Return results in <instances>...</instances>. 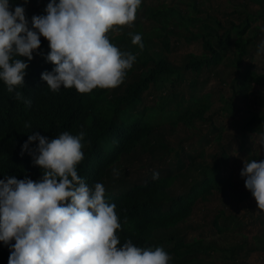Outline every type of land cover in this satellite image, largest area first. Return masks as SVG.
Instances as JSON below:
<instances>
[{
  "label": "trees",
  "instance_id": "1",
  "mask_svg": "<svg viewBox=\"0 0 264 264\" xmlns=\"http://www.w3.org/2000/svg\"><path fill=\"white\" fill-rule=\"evenodd\" d=\"M247 1L260 10L255 13H246L245 10L237 12L240 17L245 15L240 25L230 21L223 26L211 16L199 19L185 15L183 10L173 5L159 2L155 7H150L143 0L132 29L110 38L121 51L137 56L133 68L119 87L96 89L89 94H80L74 88H62L54 93L47 88L41 74L51 72L54 65L44 58L50 48L48 41L41 37L40 54L33 53L30 62L26 57H21L29 67L26 69L24 88L20 90L26 98L31 99V107L17 101L14 94H9L0 82V179L6 175L17 179L27 177L33 181L42 177L41 169L34 165L33 156L27 152L21 155L22 145L29 135L38 132L51 139L65 131L76 135L83 130L85 158L78 166V174L89 186L97 182L104 184L106 199L116 205L120 218L121 230L118 234L121 243L131 240L140 247H163L171 257L170 264H206L199 257L208 255L210 250L222 252L225 260L232 258L233 249L244 250L248 244L246 241L223 248L214 243L204 245L202 239L195 236L188 241L190 232L198 228L189 223L195 208L200 204H211L216 195L230 201L233 211L228 213L222 205L213 207L210 210L214 214L212 227L222 233L228 230V224H233L235 228L239 225L236 209L243 200V194L229 179H225L226 184L212 179L216 172L221 174V168H226L234 142L228 141V145L224 144L214 153L210 167L203 162L194 163L191 169L189 167L201 174V180L194 181L189 174H185L187 169L179 161L168 173L159 175V179L146 177L143 180L138 173L143 166L141 158L149 157H146L144 165L146 161L152 163L157 158L163 161L171 149L164 143L163 136L159 135L157 124L160 119L155 118L156 111H160L158 115H163L165 102L143 106L142 109L137 106L146 93L154 98L158 97V93L162 98L163 93L168 94L170 99L167 103L174 106L166 117L171 125L181 123L187 129H196L197 122L209 123L211 130L217 133L214 140L219 142L222 132L211 122L212 116L207 115L213 105L210 94L205 97L192 94L187 101L182 95L178 96L174 89L183 82L187 72L193 77L188 88H194L199 83L197 76L201 71L219 66L224 59L223 53L231 45L234 47L233 67L236 71L228 84L232 95L226 99L223 96L220 98L224 102L221 110L234 114L233 98L237 93L245 90L246 94L251 88V81L260 85L264 75H255L250 67L244 68L245 74L241 71L248 47L255 46L261 33L264 35L257 27L254 35L244 38L250 29V22L263 19L264 23V0ZM32 2L30 14L26 16L29 27L33 16L46 14L50 0ZM12 6H21L20 0H13ZM197 6L198 3L194 5L196 13L200 11ZM218 30H223V34L219 35ZM129 33L142 34L143 49L132 44ZM181 42H198L202 53L198 56L188 54L179 66L168 56L178 49ZM210 75L217 74L210 71ZM27 122H31L30 128L24 127ZM241 129L243 142H240V150L249 134L264 132V113H252ZM37 145L38 142H34L29 147L34 150ZM176 183L181 184L185 191L173 195L171 188ZM259 240L262 247L249 246V252L264 250V238ZM9 255L10 248L0 242V264H8Z\"/></svg>",
  "mask_w": 264,
  "mask_h": 264
},
{
  "label": "clouds",
  "instance_id": "2",
  "mask_svg": "<svg viewBox=\"0 0 264 264\" xmlns=\"http://www.w3.org/2000/svg\"><path fill=\"white\" fill-rule=\"evenodd\" d=\"M143 0H50L45 15L33 16L31 27L22 6L0 0V82L9 94L31 107L24 88L26 69L40 54L41 37L49 44L44 57L54 65L41 74L52 92L75 89L89 94L122 85L137 56L121 51L109 33L131 26ZM143 49L142 34L129 33ZM264 58V41L257 46ZM31 127V122L24 124ZM85 132L65 131L51 139L28 136L27 152L42 177L0 179V242L10 248L8 264H170L163 247L121 243L116 205L106 199L103 183L89 186L78 174L85 158ZM38 142L32 150L30 145ZM241 177L258 208L264 210V160L244 161ZM153 180L159 173L153 172ZM14 241V243H12Z\"/></svg>",
  "mask_w": 264,
  "mask_h": 264
},
{
  "label": "rangeland",
  "instance_id": "3",
  "mask_svg": "<svg viewBox=\"0 0 264 264\" xmlns=\"http://www.w3.org/2000/svg\"><path fill=\"white\" fill-rule=\"evenodd\" d=\"M33 0H20L21 6L25 9V16L30 14L29 7H31ZM159 2H164L168 6L173 5L175 8L184 11L185 15L195 16L197 18L205 19L207 16L217 19L223 26H227V22H233L235 25H240L241 19H245V15L241 17L237 12H252L260 10L254 4H251L247 0H145V4L150 7H155ZM198 3V13L194 9V5ZM141 16V13H138ZM252 16V15H250ZM252 19L254 17H251ZM263 20V19H262ZM262 20H256L250 22V29L247 30L244 38L247 39L254 35V30L260 27V31L264 33V23ZM31 27V25H30ZM133 25L125 26L118 30L110 32V38L118 35H122L124 32L131 30ZM228 28V27H226ZM219 35L223 34V30H218ZM232 41L235 42V32L232 33ZM260 39L256 41L255 46L248 47V54L242 62V73L245 74L247 67L255 75H264V58L257 56V46L261 41H264V35H259ZM202 53V48L198 42H192L190 44L181 42L177 50H174L169 54L168 59L173 61L176 65L181 66L185 57L188 54L198 56ZM222 63L214 68L203 69L197 80L198 84L195 87H189L188 84L192 81L193 77L188 75V72L183 77V82L175 87L174 91L178 96L182 95L185 100L188 101L190 95L194 94L197 97H205L210 94L211 101L213 102L212 109L207 113L208 116H212L211 122L214 126L222 132V136L219 142H216L214 138L217 133L211 130L209 123L197 122L196 129H187L181 123L177 125H171V121L168 120L167 114L174 106L167 103L168 94L163 93V98L158 93V97L149 95L148 93L143 95L141 103L137 106L138 109H142L143 106H153L157 103L165 102L163 115H158L160 111H156L155 118L160 119L157 124L159 135L163 136L164 143L171 149L170 153L165 159L149 163L145 160L147 155L141 158L142 166L138 169V173L141 179L146 177H153V172L156 171L160 176L168 173L169 169H173L175 162L179 161L180 164L187 169L185 174H189L190 177L196 181L201 180L202 176L197 170H190L194 163H201L211 166L213 163V155L224 144L228 145L229 142H234V147L229 152V160L226 164V168H221V174L216 172L212 176L213 180H221L222 184L227 183L229 179L239 191L243 194V200L239 207L236 209L239 214V225L237 228L233 224H228V230L222 233L218 232L212 227V220L214 214L210 212L213 207L220 205L224 206L225 210L229 213L232 210V203L225 199L219 198L216 195L215 200L210 203L200 204L195 208L193 217L189 220V223L194 225L196 230L190 232L188 241L192 237L202 239L204 245L214 243L219 247L235 246L236 244H242L246 241L244 250L233 249L232 258H223V253L218 250H210L208 255H200L202 263L206 264H264V250L249 252V246L262 247V242L259 239L264 238V210L258 208L257 202L253 198L252 194L245 187V180L241 177V171L244 167V161L253 159L264 160V132L261 134H249L244 139L243 149H239L242 134V125L248 120L252 113H264V80L260 85L254 81L249 82L251 88L245 94V90H241L237 93L234 100V114L230 115L224 112L222 107L224 102L220 100L221 96L225 99L232 95V89L228 86L233 73L236 68L233 67L234 59V47L223 53ZM210 71L217 75H210ZM237 76V74H236ZM244 75L242 76V79ZM238 90V89H237ZM190 167V169H189ZM188 170H190L188 172ZM140 171V172H139ZM134 176V174H133ZM226 179V180H225ZM185 190L181 187V184L176 183L171 188L173 195L183 193ZM217 205V206H216ZM227 213V214H228Z\"/></svg>",
  "mask_w": 264,
  "mask_h": 264
}]
</instances>
